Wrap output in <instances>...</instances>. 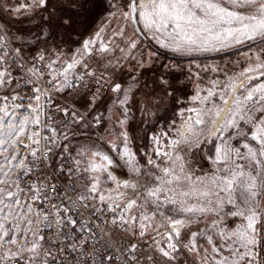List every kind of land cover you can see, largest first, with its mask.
Returning <instances> with one entry per match:
<instances>
[{"label":"snow or ice","instance_id":"1","mask_svg":"<svg viewBox=\"0 0 264 264\" xmlns=\"http://www.w3.org/2000/svg\"><path fill=\"white\" fill-rule=\"evenodd\" d=\"M101 7L106 18L142 23L174 56L245 43L258 48L240 73L212 79L210 87L197 83L184 99L177 93L186 80H200L191 69L195 61L184 79L173 75L183 71L178 64L160 65L146 95L154 104L168 98L180 107L151 136L144 165L125 129L143 74L124 88L112 79L122 67L99 76L89 68L86 57L110 50L103 25L72 40ZM0 14L35 24L29 39L15 37L20 44L10 53L8 23L0 16V264H188L189 258L191 264H264V0H0ZM69 41L79 47L65 51ZM138 43L129 38V49ZM26 45L35 46V55L25 57ZM156 56L149 51L136 63L151 69ZM86 77L96 89L84 112L41 103L82 82L87 88ZM102 88L118 94L113 103L124 116L122 149L109 142L115 156L95 143L72 145L77 127L101 123L102 114L88 117ZM141 112L155 115L147 105ZM202 145L213 146L217 167L195 176L185 157ZM125 168L130 176L121 178Z\"/></svg>","mask_w":264,"mask_h":264},{"label":"rangeland","instance_id":"2","mask_svg":"<svg viewBox=\"0 0 264 264\" xmlns=\"http://www.w3.org/2000/svg\"><path fill=\"white\" fill-rule=\"evenodd\" d=\"M11 2L15 3V0H11ZM21 2H23V0H21ZM0 16L8 23L9 38L12 39L17 46L20 44V41L15 39L17 35H24L25 39H29L31 36L30 30L35 29V24L29 23L28 18L24 16L20 18L14 16L9 17L6 14H0ZM106 17L107 12L105 11L96 22L88 28L87 33L83 37L80 38V36L77 35L72 37V40L79 42L83 39H87L98 27L103 25L105 30L102 33V39L110 50L102 54L94 51L91 56L86 57L89 68L95 70L97 76H99L101 72H105V68H107L105 72V75H107L113 72V66L117 68L122 67L123 70H117L115 75L112 76V79L117 83H121L124 88L132 82V76L137 73L143 74V79L140 82V89L134 90V95L129 101L128 107L130 110L128 112V121L125 125V129L128 131L130 138L128 146L131 151L135 153V158L140 165L146 164L145 153L152 154L154 145L151 136L153 133L158 132L162 126L167 127L174 118V112L180 107V105L174 104L172 100L168 98H164L159 104H154V98L151 95H146V93L152 91L151 82L155 76L159 75L161 64H178L183 71L174 72L173 75L184 79L188 75L190 62L195 61V63H191V69L193 73L199 72L200 80L197 81L195 78L191 81L186 80L182 91L177 93V95L184 99L193 94L197 83H200L201 87H210L209 81L212 79L219 78L224 80L226 79L225 73L228 75L240 73L248 66L250 62L248 58L250 56L252 57L251 62L255 61V55L258 50V48H253L248 43H245L220 52L206 53L192 57L174 56L170 51L162 49L156 41L151 38V33L143 30L142 23H140V26L147 36V40H143L139 36L135 31L133 23L126 22L123 19ZM88 23L87 20H84L79 32L82 31V29H87L86 26H88ZM121 29L124 30V35H116L115 33L119 32ZM170 30L171 29H169V31ZM129 38L139 40L137 48L129 49ZM69 47L75 50L79 47V43L69 41L68 44L64 45V50L67 51ZM121 49H124V51H121ZM149 51L157 53V56L153 57L155 60L154 67L151 69L140 68L136 61L140 60L142 56H147ZM24 54H35V46L26 45ZM132 57H135V60ZM196 63L200 64L201 68H197ZM205 66H208L207 71L203 70ZM211 67H217L221 71L213 72L211 71ZM129 69H134V71H129ZM78 71L83 70L78 69ZM145 81L149 84L148 88H143ZM85 82H87V88L82 86V82L74 91L66 89L63 92L57 93L55 104L58 103L63 105L64 103H69L74 108L84 112L96 89L95 81L92 78L86 77ZM253 83H256V81H253ZM117 95L116 93H112L110 89H101L95 108L91 110L88 117V119L91 120L92 117L102 114L101 123L95 127H77L75 129L76 136L72 139L74 146L78 144H88L91 146L95 143L102 151L112 156L116 154L111 151L110 141H115L122 149V137H120L119 134L125 129L121 128L118 121L124 119V116L122 115V108L120 105L118 103H113ZM142 105H147L151 112H155V115L153 116L149 112L142 113ZM109 109H111V111H109ZM175 118L177 119V123H179L178 117ZM86 137H90V139H86ZM230 143L234 147L240 146L238 140H232ZM202 148L203 150H194L185 157L186 160L190 162L195 176L211 175L217 167V165L212 163V158H214L215 154L213 146L202 145ZM118 175H120L121 178H128L130 176L126 168L123 172L118 173ZM198 227H205V223H200ZM201 242L203 243V241ZM188 264H191L190 258Z\"/></svg>","mask_w":264,"mask_h":264},{"label":"built area","instance_id":"3","mask_svg":"<svg viewBox=\"0 0 264 264\" xmlns=\"http://www.w3.org/2000/svg\"><path fill=\"white\" fill-rule=\"evenodd\" d=\"M10 42L12 43V47H11V48H8L7 50L11 53V52H12V48L16 47L17 45L13 42L12 39H10ZM24 55H25V57H29V56H33V55H35V54H24ZM9 60H11V56L9 57ZM24 90L27 91V88H25ZM56 98H57V93H53V94H52V100H51V102H49L48 100H45V99L42 98L41 103L44 104V106H45L46 109H48V108H51V106H52L53 104H55V100H56ZM9 103H10V102H9ZM24 103L27 104L28 101L25 100ZM33 103H34V102H33ZM64 105H71V104H69V103H64L62 106H64ZM71 106H72V105H71ZM75 109H76V108H75ZM77 110H78V109H77ZM78 111H79V110H78ZM79 112H81V111H79ZM43 119H45V117H42V120H43ZM73 154H75V152H74V148H73Z\"/></svg>","mask_w":264,"mask_h":264},{"label":"trees","instance_id":"4","mask_svg":"<svg viewBox=\"0 0 264 264\" xmlns=\"http://www.w3.org/2000/svg\"><path fill=\"white\" fill-rule=\"evenodd\" d=\"M106 7V6H105ZM105 12L104 7L99 8L97 11H95L93 14L89 15L85 20H87L88 26L87 29H82V31H80V34L78 36L83 37L86 33L88 28H90L95 22L96 20L100 17L101 14H103Z\"/></svg>","mask_w":264,"mask_h":264},{"label":"water","instance_id":"5","mask_svg":"<svg viewBox=\"0 0 264 264\" xmlns=\"http://www.w3.org/2000/svg\"><path fill=\"white\" fill-rule=\"evenodd\" d=\"M135 30L136 29H142L140 24H133ZM139 34V36L143 39V40H147V36L145 35V33L143 31H139L137 32Z\"/></svg>","mask_w":264,"mask_h":264},{"label":"crops","instance_id":"6","mask_svg":"<svg viewBox=\"0 0 264 264\" xmlns=\"http://www.w3.org/2000/svg\"><path fill=\"white\" fill-rule=\"evenodd\" d=\"M72 145L74 146L73 141H72ZM74 147H75V146H74Z\"/></svg>","mask_w":264,"mask_h":264}]
</instances>
